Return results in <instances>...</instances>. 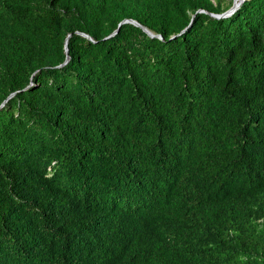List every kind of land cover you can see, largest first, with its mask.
<instances>
[{
	"label": "trees",
	"instance_id": "16d2710c",
	"mask_svg": "<svg viewBox=\"0 0 264 264\" xmlns=\"http://www.w3.org/2000/svg\"><path fill=\"white\" fill-rule=\"evenodd\" d=\"M232 3L0 0V264H264V0Z\"/></svg>",
	"mask_w": 264,
	"mask_h": 264
},
{
	"label": "water",
	"instance_id": "95a60500",
	"mask_svg": "<svg viewBox=\"0 0 264 264\" xmlns=\"http://www.w3.org/2000/svg\"><path fill=\"white\" fill-rule=\"evenodd\" d=\"M243 2V0H233V3H232V5H231V7L229 8V9H227L225 12H223V13H220V14H212L213 16H215V17H225V16H227V15H229V14H231L232 12H234L237 8H239V6H240V4ZM206 12V11H205ZM124 22H130V23H132V24H134V25H136V26H139V27H141L142 29H143V31H145L149 36H151V37H154V36H156V37H161V35H159V34H154L152 31H150L149 29H147L145 26H143V25H141L139 22H137L136 20H134V19H124V20H122L121 21V23H124ZM120 23V24H121ZM118 31V29H116L112 34H114V33H116ZM81 35H83V36H85V37H88V35L87 34H85V33H83V32H79ZM66 53H67V47H66ZM69 59V56H68V54H67V56H66V60L64 61V63H66L67 62V60ZM63 63V64H64Z\"/></svg>",
	"mask_w": 264,
	"mask_h": 264
}]
</instances>
